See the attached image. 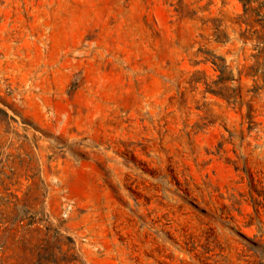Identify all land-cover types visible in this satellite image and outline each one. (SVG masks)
<instances>
[{
	"label": "rangeland",
	"instance_id": "1",
	"mask_svg": "<svg viewBox=\"0 0 264 264\" xmlns=\"http://www.w3.org/2000/svg\"><path fill=\"white\" fill-rule=\"evenodd\" d=\"M243 14L0 0V264H264V60Z\"/></svg>",
	"mask_w": 264,
	"mask_h": 264
},
{
	"label": "trees",
	"instance_id": "2",
	"mask_svg": "<svg viewBox=\"0 0 264 264\" xmlns=\"http://www.w3.org/2000/svg\"><path fill=\"white\" fill-rule=\"evenodd\" d=\"M244 8V14L240 18L242 25L247 27L246 32L242 37L248 41L257 42L258 55L254 56L257 61L258 67H262L261 62L264 60V0H239ZM218 39L225 33L217 28ZM226 37V36H225ZM263 46L262 48H260ZM254 70V69H253ZM222 76L220 82L224 83L226 80L223 79L225 72L220 70ZM254 73H258L254 71Z\"/></svg>",
	"mask_w": 264,
	"mask_h": 264
}]
</instances>
